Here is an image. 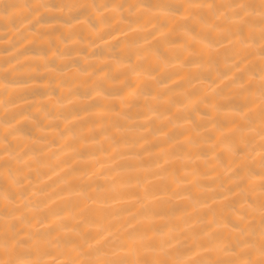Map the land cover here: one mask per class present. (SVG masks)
Returning a JSON list of instances; mask_svg holds the SVG:
<instances>
[{"label":"clouds","instance_id":"9594fccd","mask_svg":"<svg viewBox=\"0 0 264 264\" xmlns=\"http://www.w3.org/2000/svg\"><path fill=\"white\" fill-rule=\"evenodd\" d=\"M0 264H264V0H0Z\"/></svg>","mask_w":264,"mask_h":264},{"label":"bare ground","instance_id":"6f19581e","mask_svg":"<svg viewBox=\"0 0 264 264\" xmlns=\"http://www.w3.org/2000/svg\"><path fill=\"white\" fill-rule=\"evenodd\" d=\"M97 171H102V169H98ZM79 207L82 210H88L89 208H91L92 210L95 211V213H96L97 216H100V215L103 214L102 206L99 205V204H91V205H88V204H80Z\"/></svg>","mask_w":264,"mask_h":264}]
</instances>
